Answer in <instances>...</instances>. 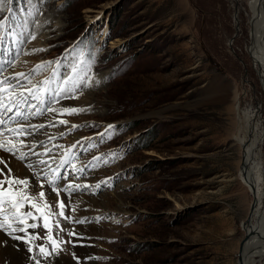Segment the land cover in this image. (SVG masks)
Wrapping results in <instances>:
<instances>
[{"label":"rangeland","instance_id":"374dc122","mask_svg":"<svg viewBox=\"0 0 264 264\" xmlns=\"http://www.w3.org/2000/svg\"><path fill=\"white\" fill-rule=\"evenodd\" d=\"M251 2L5 0L0 6L7 25L0 58L14 63H5L8 74L24 73L33 84L49 79L56 88L83 68L91 81L55 105L81 111L59 117L68 125L51 135L65 132L54 141L65 148L73 144L68 133L76 136L77 167L101 157L79 179L68 177L91 185L79 193L98 203L88 200L65 214L71 220L49 217L65 231L53 226L63 243L46 264L238 263L253 204L245 170L252 145L256 164L249 168L264 184V77L255 61ZM22 40L24 57L14 51ZM66 225L76 226L78 236Z\"/></svg>","mask_w":264,"mask_h":264},{"label":"snow or ice","instance_id":"6c2138e0","mask_svg":"<svg viewBox=\"0 0 264 264\" xmlns=\"http://www.w3.org/2000/svg\"><path fill=\"white\" fill-rule=\"evenodd\" d=\"M4 3L5 0H0V6ZM0 30H7L6 21L0 22ZM30 39H35V35H31ZM3 41L4 37L0 36V45H3ZM0 51H3L2 47H0ZM5 63L9 68L14 67L13 62L0 61V150L27 160L29 167L35 165L38 169L34 173L37 181L35 187L40 190L37 193L30 192L29 188L32 186L30 179L14 176L12 169L7 168V165H5L7 171L0 168V231H3L12 240L21 242L24 250L29 253L28 259L32 261V264H46L50 257L54 258L58 255L57 245L63 243L53 236V226L58 231H65L58 221H53V224L50 225L49 217L58 215L64 219H71L70 216L65 215L66 205L64 198L60 196L61 191L70 198L73 191L82 192L92 187L70 181L69 175L79 179L87 168L96 167L93 161L100 162L101 157L94 156L86 165L77 167L75 161L78 160L79 154L75 153L74 149L80 141L65 148L63 145L55 144L54 141L66 133H61L60 137L44 133L48 143H45L44 140L30 138L35 137L46 128L68 125L66 119L59 117L77 114L81 109L69 106L57 108L55 105L60 104L62 99L76 98L77 90L81 86H90L91 81L88 72L83 68L80 69L79 74L74 69L72 77L63 78L56 88H52V81L49 79H45L39 84H33L32 79L24 73L5 75ZM52 63L49 61L37 65L33 73L37 74L45 65L50 66ZM77 63L82 64L79 60ZM49 96L52 99L51 104L48 103ZM40 105L44 106L43 109ZM45 113L54 114L48 123L34 124L30 122L31 118L42 116ZM72 127L77 126L73 125ZM108 128L112 129L114 126L109 125ZM49 144H52V147H49ZM37 149H41V151H37ZM57 149L61 150L60 154L57 153ZM110 155L112 158L116 157L115 153ZM31 156H35L36 160L29 159ZM104 162L106 163L107 160L105 159ZM0 163H4L2 159H0ZM54 164L55 167H53ZM65 166H68L70 171H67ZM61 173L66 174L62 175ZM60 181H64V183H60ZM45 183L57 197L54 204L47 202L46 192L43 190ZM102 183L106 184L107 181ZM100 186V184L96 185L97 188ZM41 202H43V207ZM54 206L58 209L56 213L51 212ZM40 219L43 220L44 236L28 231L29 228L36 229L39 226L36 221ZM29 221L32 222L29 223ZM84 222V220L75 221V223ZM17 233H22V235ZM68 234L74 237L78 236L75 231H69ZM37 239L46 240L49 243L35 244L34 241ZM6 246L7 241L0 240V247ZM16 247L19 249L20 245L18 244ZM3 264H8V261L5 259Z\"/></svg>","mask_w":264,"mask_h":264},{"label":"bare ground","instance_id":"6f19581e","mask_svg":"<svg viewBox=\"0 0 264 264\" xmlns=\"http://www.w3.org/2000/svg\"><path fill=\"white\" fill-rule=\"evenodd\" d=\"M251 1L252 2L250 3V9L253 12V17H254V28H253L254 31L252 33V42H253V45L255 48V53H256L255 61H256L257 66L259 67L260 76L264 77V0H251ZM258 3L259 4L261 3V7L259 6L260 9L258 7ZM43 21H42V23H43ZM39 31L43 32V27L39 28ZM108 31H109V28H108ZM20 32H23L20 36L25 37L23 29H21ZM42 37L44 38L45 35ZM14 39L17 40V38H14ZM22 41H23V43H21V41H20V42H18L19 45H18V43L16 45L23 46L26 43V40H22ZM4 74L8 75L7 71ZM263 84H264V82H263ZM263 87H264V85H263ZM64 103H63V105H64ZM60 105H62V103H60ZM40 107H41V109H43L44 106L40 105ZM9 115H11V114H9ZM48 115H49V113H45L42 116H37V117L31 118L30 122L34 123V124L46 123L47 121L50 120V119L47 120ZM57 127H50V128H47V130L46 129L41 130L42 131L41 133H38L35 137L30 138V139L43 140V138L45 136L44 133L54 134L53 131L59 129ZM68 135L71 138L70 140H72V143H74L76 136L72 135L70 132L68 133ZM255 150H256L255 145H252L251 148L249 147V150H248L247 156H246V162H245V170H246V174H247L248 179H249L250 187H251V189H253V187L255 188V195H256L257 200H258L257 201V211L255 213V217L253 220V228L255 229V233H254L253 237L248 241L247 259H246L245 264H256L257 261L261 262L260 264H264V184H262V187H261V184L255 178V175H256L255 171L252 168H249V165H255L256 164ZM37 151H41V150L39 149ZM8 154L9 153H5V152L2 153V151L0 152V156L4 159L3 160L4 163H0V168H4L5 171H7V168H11L14 176L19 177V178L30 179L32 181V186L29 188V191L32 193H37L40 189L35 187V184L37 182L36 178L33 176H30L27 173L28 171H26V169H25L26 168L25 166L28 165V161L25 159L24 160L20 159L17 156H14L12 154H9V155ZM29 159H31L32 161H35L36 157L31 156V157H29ZM5 165H7V168H5ZM32 171H38V169L36 168L35 165H34V168ZM62 175H64V173ZM60 183H64V181H60ZM81 184H83V183H81ZM93 185H95V184H93ZM43 190L44 191L49 190L48 192H46L47 202L50 204H54V202L57 199L55 193L52 192L48 188V186H46V187L44 186ZM60 196L64 198V203L66 205V207L64 209L65 214H67V213L72 214L73 209L77 213L76 207H78V206L81 207L83 205L84 208H86V205H84V203L87 202L88 200L92 201V206H95L98 203L97 200H95V199L91 200L87 196H85L83 194L81 195V193H79V192L75 193L74 195L72 194L71 197L69 198L65 195L64 192L61 191ZM89 203H91V202H89ZM41 206L43 207V202L41 203ZM79 209H78V211H79ZM57 211H58V209L55 206L51 209V212H53V213H56ZM83 213H85L84 210H83ZM36 215H39V214H36ZM51 218L49 220H51ZM31 222L32 221H29V223H31ZM36 222L38 223L39 226L36 229L29 228L28 231L38 233L40 236H44L45 229L43 228V220L40 219ZM69 224L75 225V223H69ZM68 228L71 229L72 231L76 232V226H74L73 228H71V227H68ZM247 230H248V225H247ZM17 234L22 235V233H17ZM79 235H80V232H79ZM0 240H6L7 241L6 247H0V264H3V261L5 259L8 261V264H32V261H30L28 259L29 253H27V251L24 250V246L21 244V242L12 240L11 238L7 237L3 231H0ZM41 242L46 243V244L48 243V241H46V240L41 241V240L37 239L34 241L35 244H39ZM18 244L20 245L19 249L16 247V245H18ZM72 263L66 262L63 260L62 261L59 260L57 264H72Z\"/></svg>","mask_w":264,"mask_h":264},{"label":"water","instance_id":"95a60500","mask_svg":"<svg viewBox=\"0 0 264 264\" xmlns=\"http://www.w3.org/2000/svg\"><path fill=\"white\" fill-rule=\"evenodd\" d=\"M251 193H252V197H253V204H252L251 211H250V214H249L247 222H246V224H248V230H246L244 228L245 238L241 242V245H240V252H239L237 264H245L246 263L248 241L253 237V235L255 233V229L253 228V220L255 217V213L257 211V201L258 200H257V197L255 195V188L254 187H253Z\"/></svg>","mask_w":264,"mask_h":264}]
</instances>
